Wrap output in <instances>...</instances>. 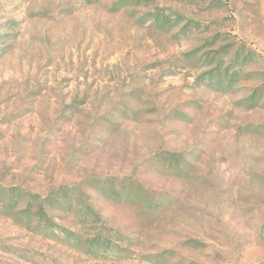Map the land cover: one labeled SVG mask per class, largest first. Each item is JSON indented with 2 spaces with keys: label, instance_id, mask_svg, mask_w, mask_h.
Listing matches in <instances>:
<instances>
[{
  "label": "rangeland",
  "instance_id": "1",
  "mask_svg": "<svg viewBox=\"0 0 264 264\" xmlns=\"http://www.w3.org/2000/svg\"><path fill=\"white\" fill-rule=\"evenodd\" d=\"M0 264H264V0H0Z\"/></svg>",
  "mask_w": 264,
  "mask_h": 264
},
{
  "label": "trees",
  "instance_id": "2",
  "mask_svg": "<svg viewBox=\"0 0 264 264\" xmlns=\"http://www.w3.org/2000/svg\"><path fill=\"white\" fill-rule=\"evenodd\" d=\"M67 196H69V195H67Z\"/></svg>",
  "mask_w": 264,
  "mask_h": 264
}]
</instances>
